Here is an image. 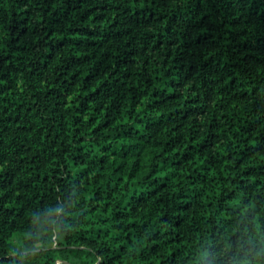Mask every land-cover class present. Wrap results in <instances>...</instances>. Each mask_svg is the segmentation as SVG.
<instances>
[{
  "label": "trees",
  "instance_id": "trees-1",
  "mask_svg": "<svg viewBox=\"0 0 264 264\" xmlns=\"http://www.w3.org/2000/svg\"><path fill=\"white\" fill-rule=\"evenodd\" d=\"M0 264H264V0H0Z\"/></svg>",
  "mask_w": 264,
  "mask_h": 264
},
{
  "label": "rangeland",
  "instance_id": "rangeland-1",
  "mask_svg": "<svg viewBox=\"0 0 264 264\" xmlns=\"http://www.w3.org/2000/svg\"><path fill=\"white\" fill-rule=\"evenodd\" d=\"M18 243H19V240H17L16 238H14L13 239L14 246L18 247L20 245V243L19 244Z\"/></svg>",
  "mask_w": 264,
  "mask_h": 264
}]
</instances>
